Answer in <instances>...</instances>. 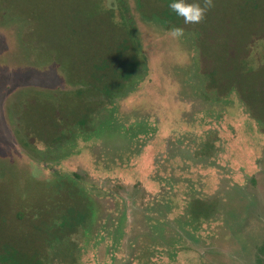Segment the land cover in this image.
<instances>
[{
    "label": "rangeland",
    "instance_id": "rangeland-1",
    "mask_svg": "<svg viewBox=\"0 0 264 264\" xmlns=\"http://www.w3.org/2000/svg\"><path fill=\"white\" fill-rule=\"evenodd\" d=\"M169 2L0 0V254L18 249L23 264L264 258V134L234 93L221 84L213 95L203 77L264 42V0H214L194 25ZM125 41L144 67L112 105L95 87L117 82ZM75 181L100 203L99 225L73 236V225L60 227ZM200 205L212 218L186 222Z\"/></svg>",
    "mask_w": 264,
    "mask_h": 264
},
{
    "label": "trees",
    "instance_id": "trees-1",
    "mask_svg": "<svg viewBox=\"0 0 264 264\" xmlns=\"http://www.w3.org/2000/svg\"><path fill=\"white\" fill-rule=\"evenodd\" d=\"M169 12V10H166L159 13V16H161L165 21L167 27L170 26L172 17ZM126 28L129 31L128 34L132 36L133 40H135L134 34L132 35V32L134 33L135 28L133 27V22L131 21V19L127 18ZM200 34L201 33H199L198 35ZM125 43L126 46L119 51H128L130 52L131 56L127 62L122 63V68L120 69L121 74L119 73L118 77L116 78L117 82L95 87L99 95L104 94L108 98V102H110L112 105L116 102L114 100H117L119 98L122 100L127 99L129 93L134 90L135 84L137 82L136 78L140 75L144 67L143 61L139 57L143 54L142 50H139L134 43H132L131 45L128 43V41H125ZM246 44H248V42ZM246 44H244L243 50L236 54L234 58L228 57V59L223 60L221 64H218L219 66L213 67L211 71L205 73L203 77L207 82L208 87L211 89L213 95L217 94L214 88L218 89V85L221 84H224V86L221 87L223 90H228L234 93V96L238 97V99L241 100L242 104L247 109L248 114H250L252 118L257 121V123L259 124L260 132L264 134V75L262 74L264 63H260L262 65L259 64V66H255L256 64L251 63L250 61V58L256 59L257 56L260 58H264V52H262L260 48L258 49V46L264 44V42L255 41V45L257 48H254V50L251 51L250 56H248L249 58L247 57V55L242 58V56L244 55L242 53H246L248 50V45ZM197 46L200 50V45ZM226 47L231 48V43H226L224 49ZM227 51L225 52V55H227ZM212 56H217V54L214 53V55ZM207 57H210V55H207ZM241 58V64H237L238 62L235 63L233 61L234 59L239 61ZM225 82L229 83L230 85H227ZM233 84H236L237 86L234 85L233 87ZM85 86L88 85L86 84ZM231 92L228 96L232 95ZM241 97L247 101L248 105L243 101ZM89 107L90 102L87 101L84 108L87 109ZM79 122L82 126L88 124L87 120L84 117L79 119ZM117 124L119 125V123ZM79 184L80 183L76 181L73 183V209L69 208V210L63 211L64 215L62 217L60 227L61 231L66 232L69 230V226L73 225V236L78 234L81 229H88L89 224H91L93 228H96L99 225H95L96 221L98 220L96 204H98L99 201L98 199L89 197L88 195L87 197L83 196L82 191L84 189H80ZM209 203H213L212 199L209 201ZM193 206H195V204ZM193 206L191 207L192 212H190L189 210L187 211V213L189 212V214H186V216H184L186 222H189L191 219L196 217V220H209L212 218L211 216L214 215L213 207L200 205V207L204 209V211H202L201 213L200 211L197 212L196 209H193ZM208 209H210V211L212 212L207 211ZM190 214L193 216V218L190 216ZM17 250L18 249L15 248L9 249V247L4 248V252L0 254V264H9V261L12 264H23V257L20 256L21 251ZM260 252L264 253V247ZM258 263L263 264L264 258H259Z\"/></svg>",
    "mask_w": 264,
    "mask_h": 264
},
{
    "label": "clouds",
    "instance_id": "clouds-1",
    "mask_svg": "<svg viewBox=\"0 0 264 264\" xmlns=\"http://www.w3.org/2000/svg\"><path fill=\"white\" fill-rule=\"evenodd\" d=\"M214 6V0H170L169 8L183 24L194 25L202 23L208 11ZM169 34L174 39H181L185 35L183 27H173Z\"/></svg>",
    "mask_w": 264,
    "mask_h": 264
}]
</instances>
